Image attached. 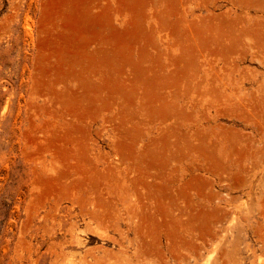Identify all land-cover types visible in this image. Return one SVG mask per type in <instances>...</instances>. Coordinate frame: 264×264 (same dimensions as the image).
<instances>
[{
    "label": "rangeland",
    "instance_id": "374dc122",
    "mask_svg": "<svg viewBox=\"0 0 264 264\" xmlns=\"http://www.w3.org/2000/svg\"><path fill=\"white\" fill-rule=\"evenodd\" d=\"M0 264H264V0H0Z\"/></svg>",
    "mask_w": 264,
    "mask_h": 264
}]
</instances>
